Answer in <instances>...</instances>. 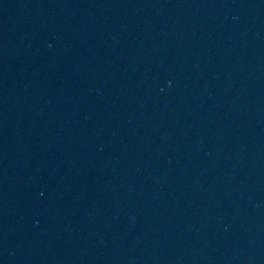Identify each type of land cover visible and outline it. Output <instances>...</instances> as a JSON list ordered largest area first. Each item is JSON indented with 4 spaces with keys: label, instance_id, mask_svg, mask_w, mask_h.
I'll return each instance as SVG.
<instances>
[{
    "label": "water",
    "instance_id": "1",
    "mask_svg": "<svg viewBox=\"0 0 264 264\" xmlns=\"http://www.w3.org/2000/svg\"><path fill=\"white\" fill-rule=\"evenodd\" d=\"M0 264H264V0H0Z\"/></svg>",
    "mask_w": 264,
    "mask_h": 264
}]
</instances>
